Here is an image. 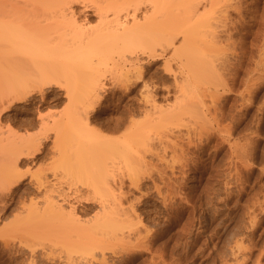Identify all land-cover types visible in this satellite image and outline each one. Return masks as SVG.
Returning <instances> with one entry per match:
<instances>
[{
	"label": "rangeland",
	"instance_id": "1",
	"mask_svg": "<svg viewBox=\"0 0 264 264\" xmlns=\"http://www.w3.org/2000/svg\"><path fill=\"white\" fill-rule=\"evenodd\" d=\"M21 1L22 2L20 5L25 10L23 14L26 12L28 13V11H30L31 8L28 6L27 2H25L24 0ZM103 1L104 0H88L86 1V3L94 2L99 4L102 3ZM169 1L170 4L173 6L169 10L170 11L169 18H172L171 13L173 14L178 13L175 11V5L178 4L180 0H169ZM237 1L238 0L233 1L234 2L233 4H236ZM239 1H241L239 2L240 4L242 3L241 4L242 9L240 10L242 11V14L240 16H237L238 18L237 19L236 18L237 12L233 11V9L232 10L229 9L227 13L229 15H227L228 16L227 19L230 22L231 21L233 22L235 20L236 23L234 22L235 26L234 28H232L230 32H226V33L219 32L220 39L223 38V40H225L223 41L224 43H222V45L224 44L225 49L221 47V49L223 48V50L225 51L224 53H222L221 51L223 50L221 51L219 50L221 54L217 53L216 55L218 58L221 57L223 59H226L229 64L230 63L234 64L235 61H236L235 64H238L242 59L241 62L242 61L243 62L242 63L240 62L241 65H243V67L245 66L246 69L248 68L247 70L248 72H245L246 70H242V72H240L239 74L235 88L238 87L237 90H239L240 92L234 89L235 91L233 90L230 93H226L230 96V99H228V101L226 102L224 101L223 103L222 98L225 93L222 94L221 88H219L218 90L220 96L218 97L219 98L218 99L217 93H216L217 96L215 95L216 98H213L214 92H212V90L210 89H208L209 92L207 91L208 85L206 83L203 82L200 85L197 84L198 86L197 85L196 86L199 89L198 91L195 89V92L197 91L196 93L198 98H196V94H195V98L193 99L195 105L199 102L198 103L199 106L202 105L209 106V108L212 109L211 114H208L206 118L204 117L206 120L205 122H204V118L198 116L199 114L196 115L195 113L196 110L195 111L193 110V112H190L194 114L193 116L189 115V113L188 114L186 113L187 115L185 114L182 117V119L180 118L181 121L177 119L179 123L176 121L175 123H172L173 126H171L172 128L170 127V129H169L170 124L167 127H165L167 129H164V127L153 128L152 126V128L149 129L150 134L145 135V137L147 135H150V138H153L152 136H154L153 138L154 141L153 139H151L152 141L149 140L150 144L149 142L147 143L149 144L150 148H146L148 147L146 145L148 139H146V142H144L145 138L143 139L144 144H142V142H138L139 136L140 138H143L144 133L142 130L141 131L143 134H140L141 132L138 131L139 136L137 132V130L139 129L132 132L133 134L130 133L131 134L130 136H132L131 140L133 139V145H134L132 149L135 148L138 150V151L135 150L137 152L138 157L137 155H134L136 152L134 153V151H132L133 155L135 156V159L133 157L132 160L137 159L136 160L137 162L131 160L133 162L132 164L134 163L136 164L138 163V161L140 162L142 158V163L143 162L145 163V160H147L146 164L148 162V164L150 163V165L147 164L148 166L143 167V168L149 167L148 170L147 169L144 170L143 168H141L143 170L142 172H145L146 170L147 172H145L146 174L143 173V175L146 176H144V180H141L142 182L139 191L130 189L131 191L133 190V192H131L128 189L129 181L127 180V178L124 179V181L126 180L124 190L130 192V195H128L127 200L124 201V204L125 203L126 205L128 203L134 204L136 213L140 215L141 226H143L145 231L142 228L141 229L143 233L147 232V234L144 233L146 234L147 237L145 240H147L148 242V243L146 242L147 246L145 243L146 247H142V248L136 247L135 246L136 244H134L136 242L132 241V239L135 240L134 236L132 235L133 238L131 237L132 239H129V241H131L133 244L131 242H130L131 244L130 243L128 244L127 240H124L126 244L124 243V241H121L122 242L121 244L119 243V241H113V240L108 241L109 239H105V241L109 242L110 245L108 244L109 249H105L103 251V255H101V252L98 249H93V248L91 249L93 250L92 252L93 254L89 253L92 255L91 256L89 254L87 255V252H85L86 251L85 248L84 251L82 252H85L86 255L85 254L83 255V253L80 252L81 250L79 251L80 254L79 253L76 254V252L75 251L72 252L73 251L72 250L70 253L71 255L70 257L69 253L66 252L67 250L66 247L64 246L60 247L61 246L60 244H59L60 246L58 244H54L55 240L53 241V238L50 239L51 235L49 237V221L45 222L46 220H49L48 218L49 215L47 217V214H49V212L47 213V210L49 211V209H47V203L49 202V197L55 198L54 200L60 203L68 202L69 204H75L77 203V200L83 201L85 200V198L86 199L93 198V196L96 193V191L94 190L95 182L92 180V178L90 177L88 178L87 175L85 176L74 173L69 166V163L72 162H69L67 164L68 169L70 168V170H67L64 161L65 159L67 161H69L70 159L67 157L62 158L57 153H55L56 151L53 152L54 151L52 148L53 138H54V135L52 133L53 128L49 130L47 126L49 125L51 126L52 121L54 119H58V116L61 114L63 116L65 113V112L63 113V111H66V108L68 109L67 99L64 98L63 96L64 89H61L60 87L57 86H50L46 89V94L50 95V98H52L53 96L54 98L49 99L48 97L46 103L42 104L39 103V96L36 95L30 101L28 100L24 103L14 105V107H12L11 110L7 112L4 115V117L1 118L0 126L3 131H6V133L13 131L12 133L20 136L21 135L39 136L41 132L42 135L40 136L42 137L44 135H47V140L43 141L42 148L43 147L44 148L41 150L39 155L32 162H28L25 165L24 164L22 165V163L19 164V168L17 170H19L20 173L23 172L22 174H25L24 177L21 179V183L19 184V186L13 187L7 193L3 191L0 193V264H30V263L49 264L50 263L49 258L55 259V260L51 259V264H66V263L84 264L87 261L90 262V264H97L102 257L105 259V264H123V263L124 264H153V263L155 264H257V263L264 264V206H263L264 205V200H263L264 199L263 198L264 197V82H263L264 81L263 80L264 50L260 52L261 49H264V45H263L264 0H252V1L239 0ZM82 5H83L82 3L75 4L69 10L63 12V14L68 15L70 12H74L76 14L75 18L77 19L78 22L82 24H86L89 22L91 23L90 26H94L97 23L96 16L92 17L93 11L83 12L81 9ZM255 8L257 11L255 10ZM148 9H149V5L147 4L145 5L143 12L138 13V17H140L141 13H144V11H147ZM220 14L218 15L220 16ZM59 15L60 14H55V15L53 14L49 16V37L54 36L56 23H58V21L61 20V17H59ZM228 20L226 21V23H228ZM253 20L254 21L257 20V21L253 22ZM231 25L232 24H230V26ZM257 25L258 27H256ZM243 28H245L246 31L243 30ZM220 30L221 29H219V31ZM247 30L248 31L251 30L250 34H246ZM255 30H257V32H255ZM228 34H230V37L232 38L226 43ZM252 35L253 36L255 35L254 36L255 38ZM57 41H54L53 43L55 48H58L59 50L60 49L64 50V48L68 47L67 40L60 41L58 44H56ZM241 46L243 48H241ZM249 46L251 47L249 48ZM261 53H263V55ZM9 54H11V52ZM259 55L260 57L263 58H260ZM12 56H13L12 60H19L20 57H25L26 59L28 57L27 52H25L24 49H19L17 51L13 50ZM167 59H168V54H164L163 56L158 57L157 60L155 61H152V59L147 58L146 55H140L139 53L137 54V56L127 55V59H126L127 62L123 63L120 66V69L116 70L112 74L113 76L111 77L114 79L112 80L111 78L110 79L111 81L108 80L106 83L108 86V92L105 95H107V97L105 96V100L99 103L98 105H96L95 106L96 109L92 112V114H90L92 119L94 117V119L91 122V125H89L88 127L83 126L82 129L80 128L81 130L78 132L79 134H75V136L82 135V137L78 136V138L80 137V139H82L83 136H86L83 138L85 142H87V139L90 140L91 137H95V136L97 137L95 139L94 138L91 139L92 141L90 140V143L92 142L94 143L95 148L93 150L96 151H89V154L93 155L90 157L88 156L89 161L91 162L96 161L93 160L99 158L96 156H100V158L108 157L111 158V160H114L113 159L114 157H109L108 153L107 155L103 153L104 149L102 148V145L99 144L100 148L97 147L98 145L97 142L99 141V143H101L100 139H98L100 138V136L101 138H103L101 140H104V144L103 143L101 144L105 145L106 141L109 140L108 138L110 137L119 138L120 136L121 137L124 136L123 134L128 135L127 128H125L127 127V125L122 127L125 128L126 130L125 129L123 130L122 128H121L122 130L120 129L121 131L112 132V130H108L109 129L108 125L110 121L113 123L115 120L117 121V119H121L122 116L124 117L126 113H129V110L131 111L133 110L135 112V115L138 114L136 116L137 117L139 116V118H137L134 115L135 119H141L145 121L143 119L144 118L143 116L145 114L144 112L146 111V109L144 108L145 106L143 105V103L141 105L140 103L141 101L139 102V100L141 99L140 95H143L146 89L158 90V92L156 91L155 95H157L156 100L159 105L165 106L173 103L175 99L174 94H176L175 93L176 87L174 84V80H172L173 79L172 76L170 74L169 75L165 74L164 72L165 71L164 61ZM259 59L262 60L260 61ZM259 61L261 62V64L262 63L263 64L261 65ZM133 62L136 63V65L139 64V66L142 67L143 74L141 75V80L143 83H146L148 85V88L144 89L142 87L143 83L135 82L136 84H133L135 81V80L133 81L134 79L133 78L132 79L133 82L130 83L131 91L129 93L126 92L125 94V92L124 93L122 92L123 90L117 88V86L115 85L116 83L114 84L115 82L114 80H116V82L117 81L119 82L123 77V72L126 71L127 68H129ZM258 63L260 64L259 67L262 66L263 69L262 67L257 68L258 65L256 66V64ZM170 64L171 67L174 69L177 63L175 61H172ZM254 64L255 66L253 67ZM122 66H123V71L121 70ZM249 67L250 68L252 67L251 69L253 68L256 69V72L253 71L254 69L251 71ZM260 71L262 72L260 73ZM252 73L254 74L257 73L258 75L256 76V74L254 75ZM251 75H254V77L255 76L258 77L257 79L261 80L260 82L257 81L260 85L259 90L257 92L258 95L257 97L255 96L253 98L249 97L251 92L248 89V87L245 86L248 85L250 87L249 83L251 84V82L250 80H248L249 79L248 76H250L251 79V77H253ZM71 80H73V78ZM246 80H248L249 82L247 81L248 82L247 83ZM243 85L245 86V88L247 87L248 90L243 88L244 87ZM167 90L169 91V95H166ZM242 90L246 92H243ZM241 96H243V98ZM55 98H57V100H55ZM199 99L202 100V102ZM195 100H198L197 103ZM200 103H202V105H200ZM221 104L222 106L225 105V107L223 108L224 116L223 115L221 116V112H222L220 109L222 108ZM197 106H194L193 108L198 109L199 106L198 107ZM218 108L220 109L221 112L218 110ZM148 109L149 108L147 107V110ZM68 110L71 111L70 109ZM68 110L66 112L69 114L70 112H68ZM138 111L139 112L142 111L143 114L138 113ZM38 114L43 115L41 117H43L42 119H45L46 121L42 120L43 122L40 123L41 120L40 118H38L39 117ZM182 115L183 114H181V116ZM216 115L218 116V119L215 118ZM134 118L133 120H135ZM214 118L219 121H216ZM47 121H49L50 124ZM44 122L45 123L47 122L46 124L47 126L44 125L45 124ZM207 122H209L210 124H208ZM205 125L206 127L209 126V128L207 129L204 128ZM44 126L45 128L46 127L48 128V130L46 129L47 131L43 130ZM201 127L203 129L199 130ZM224 127L225 128L227 127L226 129L228 130H226ZM141 129H143V127H141ZM160 129L161 130L164 129V131L162 130L161 132ZM195 129L198 131L196 132ZM143 130L147 132V129H143ZM169 130L172 132H170ZM206 130H208L209 133ZM224 130H225L224 132L225 134L223 133ZM199 132H201V134ZM187 135L188 137L190 136L189 139H187L188 138ZM147 138H149V136H147ZM96 139H98V141H96ZM172 140L174 141L176 140L177 142L175 141V143L184 142L185 144L186 143L188 144V142L191 140L192 143H190L191 141L189 143L192 145L188 144L187 146V144L185 145L183 143L180 144L181 146L184 145V148H182L183 146L181 147L179 144L178 145L175 144L174 141ZM193 140H195L196 143ZM161 141L162 142L167 141L168 143L171 142L170 144L173 143L174 146L176 147L175 148L176 151L177 150L183 151L184 149V151L187 152L188 154L183 151L182 156H186L188 159L186 157H182L183 159L179 158L181 156L178 155L181 152L178 153V151L176 152V154L178 153L177 156L175 154H171L172 153L171 150L173 149L172 148L173 144L169 145L168 143H164V142L162 143ZM151 143L153 144L151 145ZM144 145H146V147ZM160 145H162L163 147ZM157 147H158V151H155L157 150ZM177 147L179 148L181 147L182 150H180L181 148L178 149ZM163 148H167L165 152ZM187 148H189L188 149L189 152L186 150ZM235 148H237V151L235 150ZM99 149H102L103 151L101 150L102 154L98 155V153H100V151L98 152ZM132 152L130 151L129 153L132 154ZM190 153H192L193 155ZM56 154L58 155V158H60V160H63L62 162L64 163V167L60 166L62 165V162L60 164L58 163V160H56L57 159ZM238 154H240L241 156ZM172 155H175L176 157L172 159L173 158ZM162 156L164 158H162ZM91 157L94 158L92 159ZM158 157L160 158V160ZM106 158L104 160L107 161ZM242 159L243 160L246 159V160L243 161ZM109 160L110 159H108V161ZM115 160L118 161L117 158ZM167 160L171 162L172 166L170 163L168 164ZM173 160L178 161L179 164L176 161L172 163ZM97 161L100 160L98 159ZM245 161H247V163ZM110 162L111 161H109V163ZM243 162L246 165H244ZM57 164H60L58 165L59 167H57ZM166 164H168L167 165L168 168L166 167ZM238 165L240 166V168ZM121 168H119V170ZM182 168L185 170V172ZM124 170L125 168H122V170H120L118 173L120 175H127L128 174L127 168L125 171ZM71 172H73L74 175L73 173L70 174ZM147 175L150 176L148 177ZM87 180L88 182L86 183ZM151 181L154 183H150ZM162 181L163 182L167 181V182L162 183ZM164 184L165 186L163 187ZM158 185L160 186V188L156 190ZM158 190L160 194H158ZM139 195L141 196V198L139 197ZM137 197L140 198V200ZM135 198L139 200L140 205L134 201L136 200ZM162 200L165 203H163ZM93 206L97 208L98 205L97 203H94ZM32 209L33 211L44 213L42 214V217L43 216L45 217L43 223L40 222V219L42 218L38 219L39 217L37 218L39 221L35 220L36 219L35 217L34 218L32 217L33 220L30 219L31 221L27 219L23 220L25 216L29 213V211H31ZM251 213L252 214L254 213V216ZM90 216L87 215L86 217L85 216L84 217L89 218ZM250 217L252 220H250ZM21 221H23L24 223ZM32 221L33 222L38 221V222H35V224H33ZM26 222H28L29 224ZM147 229L148 231H146ZM25 230L26 233L29 232L31 235H29V233L26 234L24 232ZM148 232H150V234ZM248 233L250 234V237ZM239 237L241 240L240 242H239ZM233 244L238 245V246L236 245V248L240 246V248L243 247V249L242 248L240 250L239 248L236 249L234 248L235 246ZM241 244H244L245 246ZM123 245H125L126 247ZM110 246L113 249H111ZM124 247L130 249L127 250ZM132 247H134V249ZM252 247L254 248V250H252L253 249ZM120 248H122L123 250H121ZM246 248H248V250ZM131 249L133 251H131ZM88 251H90V249H88ZM117 251H121V252H117ZM232 254L234 255V257L232 256ZM235 254H238L239 256H236ZM242 254H245V256ZM66 255H68L69 259L65 257ZM74 257L77 259H75ZM80 257H82L83 259L81 258L82 259L81 260ZM90 257H93V259H91ZM243 257L244 259H246V261L241 260L243 259ZM94 258L96 259L98 258L96 263Z\"/></svg>",
	"mask_w": 264,
	"mask_h": 264
},
{
	"label": "bare ground",
	"instance_id": "2",
	"mask_svg": "<svg viewBox=\"0 0 264 264\" xmlns=\"http://www.w3.org/2000/svg\"><path fill=\"white\" fill-rule=\"evenodd\" d=\"M24 1L27 2L28 6L31 8V10L28 11V13L27 12L24 13L25 15L23 14V12H25V10L20 5L22 2L21 0H0V121H1V118L4 117V115L7 112H9L12 107H14V105L24 103L28 100L30 101L36 95L39 96V103H42V104L46 103L48 97H49V99L54 98V96L52 98H50V95L46 94V89L48 87L57 86V87H60L61 89H64V95L63 96H64V98L67 99L68 109L71 110V111H69L66 108V111L68 110V112H70V113L68 114L66 111H63V113L65 112L64 115L62 116V114H61L58 116V119H54L52 121L51 126L49 125L50 122L47 121V122H49L48 125L51 128L46 125L47 122L46 123L44 122L45 123L44 125L47 126L49 128V130L53 128L52 129L53 130L52 133L54 135L53 146H52V148L54 150L53 152L56 151L55 153H57L62 158L67 157L70 159L69 161H67L66 159L64 161V163L66 164V166H65L66 169L70 170V168H71L73 170V172L76 174L85 175V176L87 175L88 178L89 177L92 178V180L95 182V185H94L95 189L94 190L96 191L95 195L94 196L92 195L93 198H91V199L85 198V200H83V201L77 200V203H75V204H69L68 202L60 203V202L54 200L55 198L49 197V202L47 203V209H49V211L47 210V213L49 212V214H47V217L49 215V217H48L49 220L45 221V222L49 221V237L51 235L50 239L53 238V241L55 240L54 244H58V245L60 244L61 245V246L59 245L60 247H63V246L66 247L67 248L66 252L69 253V255H70L72 250H73L72 252L75 251L76 254L77 253L80 254V252H81V253H83V255L84 254L86 255L85 252H87V255H88L89 253L93 252V250H91L92 248L98 249L101 252V255H103V251L105 249H109L108 246L110 245L109 242L105 241V239H109L108 241H110V240L119 241V243H121V244H122L121 241L127 240V243L129 244L131 242V241H129V239H132L133 236H134L135 240L132 239V241L136 242V243H134V244H136L135 245L136 247H139V248L146 247L147 243H148L147 240H145L147 238L146 237L147 232H144V233H146V234H144L142 231V229L144 230V228H143V226H141L140 215H138L136 213V211H135L136 209H135L134 204H130V203H128L127 205H126V203L124 204V201L127 200L128 195H130L129 191L124 190L125 181H126V180L124 181V179L127 178V180L129 181V184H128L129 190L133 189V190L139 191L140 185L142 182L141 180H144V176H146V175H143V173L146 174L145 172H147V170L149 168V167L148 168H143V167L150 165V163L148 164V162H147L148 165L146 164L147 160H145V159H144L145 163L144 162L142 163V158L140 161L141 163L138 161V163L132 164L133 163L132 161L135 159L134 155H137V152L135 151L137 149H135V148L132 149V147L134 145H133V139L131 140L132 136H130L131 135L130 133L139 129V130H137V132L138 131L141 132L140 134L144 133V135H143V138H140L139 132H138V136H139L138 142H142V144H144V142H146V139H148L146 142V145L148 147H146V145H144V146L146 148H150L149 147V144H150L149 140L152 141L151 139H153L154 136H152L153 138H150V135H147V136H149V138H150L149 139V138H147V136L145 137V135L150 134L149 129L152 128V126H153V128H156V127H162L163 128L164 127V129H167L165 127H167L170 124V126H169V129H170V127L173 126L172 123H175V121L179 123V121H177V119L178 120H180V118L182 119V117L186 113L187 114L189 113V115L193 116L194 114L190 113V112H193V110L194 111L196 110L195 111L196 115L199 114L198 116L206 118L208 114H211L212 109L209 108V106H203L202 103H200V105H202V106H199V104H198L199 102L197 103L198 100H195L197 103L195 105L193 99L195 98V94H196V98H198L196 92L198 91L199 88L197 87L198 86L197 84L200 85L203 82L206 83L208 85L207 91H208V89H210V90H212V92H214L213 98H216L215 95L217 96V94H218L217 98L220 97L218 90H219V88H221L222 94L225 93L223 95V98H222L223 103H224V101L226 102V101H228V99H230V96L226 93H230L234 89L237 90L238 87L235 88V86L237 84L239 74H240V72H242V70H246L245 72H248L247 71L248 68L246 69L245 66L243 67V65H241V63L243 62V61L241 62V60H242L241 58H240L241 63L239 62L240 64L239 63L235 64L236 61L234 62V64H232V63L229 64L226 59H223L221 57L218 58L216 54L217 53L221 54L220 51L223 50V48H224V44L222 45V43H224L223 41H225V40H223V38H221L222 40L220 39V36H219L220 33L221 32H225V33L230 32L232 30V28H234L235 23H236L235 20L233 22L232 21L230 22L227 19L228 18L227 15H229L227 13H228L229 9H231V10L233 9V11L237 12V14H236V18H237V16H240L242 14V11H240L242 9V5H241L242 3L240 4L239 2H241V1H239V0L237 1L236 4H233L234 3L233 1H235V0H180L178 2V4L175 5V11L178 13L177 14L171 13L172 18H169L170 17V14H169L170 11L169 10L171 7H173L170 4L169 0H104L102 3H99L100 5L97 3H94V2L93 3L92 2L86 3V1H88V0H24ZM78 3L83 4L81 7L83 12L93 11L92 17L96 16V20H97V23L94 26H90L91 23H89V22L86 24H82V23L78 22L77 19L75 18L76 14L74 12H70L68 15L63 14V12H66L73 5L78 4ZM147 4L149 5V9L147 11H144V13H141L140 17H138V13L143 12V9L145 8V5H147ZM253 7H255V6H253ZM255 10H256V8H255ZM53 14L54 15L60 14L59 17H61V20H59L58 23H56L54 36L49 37V16H51ZM218 14H220V16ZM66 18H68V19H66ZM231 18H230V20H231ZM227 20H228L229 24L226 23ZM256 21L257 20H255V21L253 20V22H256ZM238 23H240V22H238ZM230 24H232L233 26L232 25L230 26ZM242 27H240V28H242ZM256 27H258V25ZM219 29H221L222 31L221 30L219 31ZM243 30L246 31L245 28H243ZM250 31L247 30L246 34H250ZM255 32H257V30H255ZM258 32H259V29H258ZM252 33H254V32H252ZM227 36H228V38L226 39V43H227V41H229L232 38V37H230V34H228ZM246 36H245V38H246ZM49 38H51V39H49ZM63 40L68 41V47L67 48H64V50H62V49L59 50L58 48L54 47V44H53L54 41H57L56 44H58L60 41H63ZM240 44H242V43H240ZM263 45H264V43H263ZM232 46H235V45H232ZM242 46H241V48H243ZM252 46H254V45H252ZM221 47H223V48L221 49ZM250 47L251 46H249V48ZM19 49H24L25 52H27L28 57L26 56L27 57L26 59H25V57H20L19 60H12V58H13L12 51L13 50L17 51ZM235 49H236V47H235ZM245 49H246V46H245ZM262 50H264V49H261L260 52H262ZM224 51L225 50H223L221 52L224 53ZM10 52H11V54H9ZM138 53L140 55H146V57L149 59H152V61L157 60L158 57H161L164 54H168V59L164 61V63H165L164 64L165 65V67H164L165 71L164 72H165V74H168V75L170 74L173 78L172 80H174V84L176 87V89H175L176 94H174L175 99H174L172 104L165 105V106L159 105L157 103V100H156L157 95H155L156 91L158 92V90L152 89L153 90L152 91V90L146 89L144 94L140 95L141 99L139 100V102L141 101L140 102L141 105L143 103V105L145 106L144 108L146 109V111L144 112L145 114L143 116L144 117L143 119L145 121H143L141 119H135L134 117L138 114L135 115V112L133 110L132 111L129 110V113H126V115L124 117L122 116L123 118L121 117V119H117V121L115 120L113 123L110 121L111 123L109 122V125H108L109 129L108 130H112V132H113V131H121L122 129L124 130L125 128H127L129 136L127 134H123L124 136H122V137L120 136L119 138L118 137L117 138L116 137H114V138L110 137L111 139L110 138H108L109 140L106 139L107 141H106L105 145H103L104 140H101L103 138H101V136H100V138H98V139H100V142L103 144L99 143L98 139H96V141H98L97 147L100 148L99 146L102 145V148L104 149L103 153L105 155H107V153H108V156L114 157L113 158L114 160H111V158H108V157L107 158L106 157L100 158V156H96V157H99L98 159L100 161H97L98 159H93L94 157L93 158L91 157L93 160H96V161L91 162L88 159L90 156H93V155L89 154V151H96V150H93L95 148L94 143L93 142L90 143V140L93 138L95 139L97 137L96 136L91 137V139L89 138L90 140L85 138V139H87V142H85L83 138L86 136H83V138L80 139V137L78 138V136L82 137V135H76L75 136V134H79L78 132L83 128V126L88 127L89 125H91V122L94 119V117L92 119L90 114H92V112L96 109L95 106L98 105L99 103H101L102 101H104L105 96L107 97V95H105L108 92V86L106 83L108 80H110L112 78L111 77V76H113L112 74L116 70L120 69V66L123 63L127 62L126 61L127 55L128 56H131V55L137 56ZM225 53H227V52H225ZM232 53H234V52H232ZM261 54L263 55V53H261ZM251 56H249V57H251ZM230 57H231V55H230ZM240 57H241V55H240ZM259 57H260V55H259ZM256 58H257V56H256ZM260 58H263V57H260ZM237 59H238V57H237ZM252 60H253V58H252ZM172 61H175L178 64V65L176 64V67H174L175 65L173 66L174 69L171 67V64H170ZM245 64H246V62H245ZM260 64H261V62H260ZM260 64L259 63L256 64V66L258 65L257 68L262 67V66L259 67ZM254 66H255V64L253 65V67ZM243 68H245V69H243ZM75 69L78 71V73ZM253 69H251V71ZM262 69H263V67H262ZM121 70L123 71V66L121 67ZM79 71H81V72H79ZM253 71L256 72V69H254ZM261 72L262 71H260V73ZM257 73H255L256 76L258 75ZM142 74H143L142 67L139 66V64L136 65V63L133 62L132 65L129 68H127L126 71L123 72V77L121 78V80L119 82L118 81L116 82V80H114L115 81L114 84L116 83L115 85L117 86V88L123 90L122 91L123 93L124 92H125V94H126V92L129 93L131 91V84H130L131 82H133L135 80L133 84H136L135 82L143 83L141 80ZM252 74H254V73H252ZM254 75H251V76L254 77ZM256 76L254 78L251 77L252 80L250 79V76H248V78H249L248 80H250V82H251V84L249 83L250 87L248 85H245L248 87V89L251 92V94H250L251 96L249 95L250 98L251 97L253 98L255 96L257 97V95H258L257 92H258L259 86H260L258 82H260L261 80H258L257 79L258 77H256ZM72 78H73V80H71ZM113 79L114 78H112V80ZM132 79H133V81H132ZM244 79H246V78H244ZM248 80H246V82ZM246 82H245V84H246ZM245 86L243 88H245ZM142 87L145 89V88H148V85L146 83H143ZM212 87H213V89H212ZM247 87L245 89H247ZM132 89H134V88H132ZM195 89L197 90L196 92H195ZM237 91H239V90H237ZM166 92H167L166 95H169V91L167 90ZM243 92H246V91H243ZM208 94H210V93H208ZM239 95H240V93H239ZM241 97L243 98V96H241ZM55 100H57V98H55ZM200 101L202 102V100H200ZM248 101H250V100H248ZM167 104H168V102H167ZM231 104H229V105H231ZM194 106H197L198 109L196 107H195L196 109H194L193 108ZM221 106H222V104H221ZM147 107L149 108L148 110H147ZM224 107H225V105L222 106V108H220L222 112L218 108V110L221 112V116L224 113L223 112ZM227 107H228V105H227ZM138 113L143 114L142 111L141 112L138 111ZM66 114H67V116H66ZM181 114H183V115L181 116ZM38 116H39L38 118H40V120H41L40 123L45 120V119H42L43 117H41L43 115L38 114ZM242 116H243V114H242ZM141 117H142V115H141ZM133 118L135 120H133ZM137 118H139V116ZM205 118H204V122L206 121ZM215 118L218 119V116L216 115ZM233 118H234V116H233ZM216 121H219V120H216ZM207 123L210 124L209 122H207ZM126 125H127V127L122 128ZM206 125H205V127L204 126L203 127L206 129L209 128V126L206 127ZM216 125H217V122H216ZM45 126H44V129L43 128L42 129L48 130V128L47 127L45 128ZM219 126H221V125H219ZM219 126H217V127H219ZM8 127H10V126H8ZM141 127H143V129H147V132H145V130L141 129ZM210 127H212V126H210ZM7 129H10V128H7ZM164 129H162V130L164 131ZM202 129L203 128L201 127L199 130H202ZM43 130H42V132H43ZM141 130L143 131V133ZM162 130H161V132H162ZM226 130H228V129H226ZM197 131L198 130H196V132ZM206 131L209 133L208 130H206ZM220 131H221V129H220ZM12 132L13 131L6 133V131H3L1 129V126H0V188L2 189V190L0 189L1 190L0 193L2 191L7 193L13 187L19 186V184L21 183V179L25 175V174H22L23 172L20 173V171L17 170L19 168V164L22 163V165L23 164L25 165L28 162H32L39 155L41 150L44 148V147L42 148L43 141L47 140V135H44L42 137L40 136V135H42L41 132L39 134L40 137L38 135L37 136L36 135H26V136L21 135L20 136V135L14 134ZM155 132H156V130H155ZM170 132H172V131H170ZM201 132H199V133L201 134ZM224 132H225V130L223 131V133ZM44 133H45V131H44ZM221 133H222V131H221ZM200 136H202V135H200ZM213 136H214V134H213ZM141 137H142V135H141ZM183 137H186V136H183ZM187 137H188V135H187ZM208 137H210V136H208ZM189 138H190V136L187 139H189ZM143 139H144V142H143ZM153 141H154V139H153ZM159 141H160V139H159ZM167 141H165V142L163 141V142L168 143ZM172 141H174V140H172ZM175 141H174V143H175ZM193 141H195V140H193ZM148 142H149V144H147ZM189 142H188V144L192 143V141L190 143ZM88 143H90V144H88ZM170 143L171 142H169L168 144L169 145L173 144V143L172 144H170ZM183 143L179 142V143H175V144L180 145ZM195 143H196V141H195ZM152 144L153 143H151V145ZM188 144H187V146H188ZM199 144H201V143H199ZM190 145H192V144H190ZM160 146H162V145H160ZM166 146H168V145H166ZM172 146H173L172 147L173 149L171 150L172 151L171 154H175L177 156V154L179 152H181L178 155V156H181L179 158L183 159L182 157H186V156H182L184 149H183V151L177 150L178 153L176 154V152H177L175 150L176 147L174 146V144ZM182 146L181 147L184 148V145H182ZM193 147H194V145H193ZM177 148L180 149L179 147H177ZM182 148L180 150H182ZM190 148H191V146H190ZM163 149L165 152L167 148H163ZM188 149L189 148H187L186 150L188 151ZM101 150L102 149L98 150V152L100 151V153H98V155L102 154L101 152L103 150L102 151ZM235 150L237 151V148H235ZM130 151L131 152L134 151V153L135 152L136 153L133 155V152H132V154L129 153ZM155 151H158V147H157V150H155ZM215 151H217V150H215ZM241 152H243V151H241ZM241 152H240V154H241ZM185 153H187V152H185ZM192 153H190V154H192ZM57 154H56V156H57L56 160H58V163L61 164V162L63 160H60V158H58ZM94 154H96V153H94ZM155 154H157V153H155ZM240 154H238V155H240ZM175 155H172V157H173L172 159H174V157H176ZM158 156H159V154H158ZM163 156H162V158L165 157V156L164 157ZM133 157H134V159L132 160ZM137 157H138V155H137ZM105 158L107 159V161H108V159H110L109 161H111V162L109 163V161H108V163H107V161L104 160ZM116 158L118 161L115 160ZM179 158H178V160H179ZM101 159H103V160H101ZM136 160H134V162H137ZM159 160H160V158H159ZM193 160H194V158H193ZM244 160H246V159H244ZM174 161H176V160H173L172 163ZM69 162H72V163H69ZM176 162L178 163V161H176ZM184 162H186V161H184ZM245 162L247 163V161H245ZM55 163H56V161H55ZM64 163L62 162V165L57 164V167H59L58 165L64 167ZM68 163L70 166L69 169L67 167ZM169 163L171 164V162L168 161V164ZM168 164H166V167ZM243 164H244V162H243ZM244 165H246V164H244ZM171 166H172V164H171ZM175 166H174V168H175ZM121 167L125 168V170L127 168V172H128L127 175H120L118 173L120 170H122ZM119 168H121V169L119 170ZM141 168H143L144 170L145 169H147V170L145 172H142L143 170ZM239 168H240V166H239ZM187 170H188V168H187ZM73 172H71L70 174H72ZM184 172H185V170H184ZM74 173H73V175H74ZM32 175H34V174H32ZM93 176H94V178H93ZM87 182H88V180L86 181V183ZM165 182H167V181H165ZM165 182L162 181V183H165ZM150 183H154V182L151 181ZM174 183H176V182H174ZM155 185H157V184H155ZM164 186H165V184L163 185V187ZM158 188H160L159 185L156 188V190ZM175 188H173V189H175ZM133 190L132 191L130 190V191L133 192ZM158 194H160L159 190H158ZM139 197L141 198L140 195H139ZM137 198H135L136 200H134V201L139 204L140 198H138L139 200H137ZM94 203H97V205H98L97 208L93 206ZM163 203H165V202L163 201ZM250 205H252V204H250ZM37 213H38V215H37ZM42 214H44V213L43 212L39 213L38 211H33V209H32L25 216V218L24 219L22 218V219L23 220L27 219V220L31 221L30 219L33 220L34 217L36 218L35 220L42 218V219H40V222L43 223V220L45 219V217L44 216L42 217ZM251 214H250V216H251ZM87 215L88 216L91 215V216L89 218H85ZM252 215L254 216V213ZM27 216H28V218H27ZM250 220H252L251 217H250ZM38 221H35V222H38ZM21 222H23V221H21ZM35 222H33V224H35ZM26 223H28V222H26ZM146 231H148V229ZM24 232L26 233V230ZM28 233H26V234H28ZM148 233L150 234V232H148ZM29 235H31V234L29 233ZM258 235H260V234H258ZM249 237H250V234H249ZM149 238H151V237H149ZM151 240H153V239H151ZM240 241L241 240L239 237V242ZM124 243H125V241H124ZM145 243H146V246H145ZM236 245H234L235 246L234 248H236ZM241 245H244V244H241ZM123 246H125V245H123ZM252 246H254V245H252ZM134 247H132V248L134 249ZM66 248H64V249H66ZM110 248H111V246H110ZM232 248H233V246H232ZM238 248H239V250L241 248L243 249V247L240 248V246L237 247L236 249H238ZM248 248H246V249L248 250ZM84 249L86 251L82 252V251H84ZM88 249H90V251H88ZM111 249H113V248H111ZM120 249L123 250L122 248H120ZM125 249L129 250L130 248L129 249L125 248ZM244 249H245V247H244ZM261 249H260V251H261ZM118 250H119V248H118ZM252 250H254V248ZM131 251H133V250L131 249ZM135 251H136V248H135ZM147 251H149V250H147ZM241 251H243V250H241ZM117 252H121V251H117ZM92 254H89V255L91 256ZM138 254H140V253H138ZM235 255L239 256L238 254H235ZM242 255L245 256V254H242ZM79 256H78V258H79ZM232 256L234 257L233 254H232ZM65 257L68 258V255H66ZM70 257H71V255H70ZM81 258L82 257H80V259ZM90 258L93 259V257H90ZM51 259L49 258V262H50L49 264H51ZM68 259H67V262H68ZM75 259H77V258H75ZM94 259H95V263H96L98 258L97 259L94 258ZM150 259H152V258H150ZM157 260H158V258H157ZM241 260L246 261V259H244V257ZM69 261H71V260H69ZM30 262H31V260H30ZM73 262H71V263H73ZM79 262H81V261H79ZM84 262H85V259H84ZM240 263H242V262H240ZM84 264H90V262L87 261ZM97 264H105V259L102 257L101 260ZM153 264H155V263H153Z\"/></svg>",
	"mask_w": 264,
	"mask_h": 264
}]
</instances>
